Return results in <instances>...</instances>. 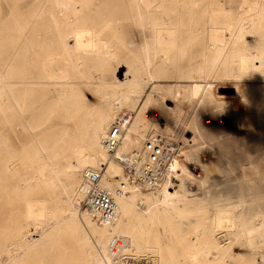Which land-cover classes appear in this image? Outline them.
I'll return each instance as SVG.
<instances>
[{
  "label": "bare ground",
  "instance_id": "6f19581e",
  "mask_svg": "<svg viewBox=\"0 0 264 264\" xmlns=\"http://www.w3.org/2000/svg\"><path fill=\"white\" fill-rule=\"evenodd\" d=\"M132 27L145 31L144 43L114 70L117 44ZM187 58L180 73L205 80L170 84L166 93L210 102L209 78L237 66L251 81L240 99L252 113L232 107L220 137L190 111L170 117L175 128L161 132L190 146L172 159V178L115 193L123 167L106 149L111 125L125 112L140 116L120 110L137 104L157 71ZM149 126L134 117L119 153L140 150ZM223 137L251 143L239 193L205 221L214 176L226 167L218 155L204 196L188 198L189 161L200 144ZM103 164L102 187L117 206L107 222L83 204L84 173ZM191 216L197 221L183 232L179 220ZM0 264H264V0H0Z\"/></svg>",
  "mask_w": 264,
  "mask_h": 264
},
{
  "label": "rangeland",
  "instance_id": "374dc122",
  "mask_svg": "<svg viewBox=\"0 0 264 264\" xmlns=\"http://www.w3.org/2000/svg\"><path fill=\"white\" fill-rule=\"evenodd\" d=\"M123 37H124L123 42L117 44L118 54L112 64V66L114 67V70L116 67L119 66V64H122V63L127 64V61L131 60L133 52H135L137 49H139L143 45L144 39H145V31H143L140 28L132 27L127 30V33H125ZM255 38H256L255 36H248L247 40H249L250 43L254 44ZM189 58L183 61L182 65L179 66L178 69L169 67L164 71H161V72L157 71L155 75L156 81L152 82L151 85L147 86L148 89H146V92L141 96L140 100H138L137 104L133 106L132 108L123 107L120 110V114L125 111H129V110H134V109L137 110L138 108L141 112L145 111L149 115L155 114L156 116H158L160 115V113L162 114L164 112L162 110L164 109L165 110L164 113L166 115L165 116L166 124L167 126H169V128L170 126H172V128L170 129H174L175 128V126H173L174 122L170 120V117L177 118L179 115L182 116L183 114H185V112L188 113L190 111L189 113H191L192 115L194 114L195 118H197L199 115V118L201 119V122H202L201 123L202 128H204L205 126L204 129H206L207 127L208 131L212 134V136L220 137V133L218 131L217 126L220 128L226 126L228 119H230L229 111L232 107L236 106L238 109L243 110L246 113H249V114L252 113V111L240 99L243 93L244 84L246 82L249 83L251 81L238 75L239 73L237 71L238 70L237 66L233 67V70L229 73H225V74L223 73L221 75L219 74L213 75L209 78V84L211 86V94H212V101L210 102H200V101H197L196 97H192L188 95H186L185 97L180 96L176 98L175 96L166 93L165 90L167 86H169L170 84L172 85V84L182 83V85L189 86L190 84H194L195 81L200 82L202 80H205L204 77H200V76L188 77L185 74L180 73V72H183V70L188 68V65L190 63ZM119 68L122 70V72H125L127 69L126 66H120ZM156 84H158L157 87L153 88L152 86ZM186 90H188V87H180V92L182 94L186 93ZM213 117L216 120V127H215V123L213 124ZM176 129L178 130V134L182 138L181 135H182L183 129L180 128L179 130V128L177 127ZM140 132H143V131L140 130ZM215 132H217V134ZM227 134L225 136H229L231 133H227ZM173 138L177 139L175 137ZM224 138L226 137H223L221 138V140H219V142H216L218 145L216 143L214 144V146L206 145L205 143L200 144L201 147L198 148L196 152H194V154L192 153L193 155L191 154L192 160L190 159L189 161L191 164L190 166L192 167L191 169L195 170L197 168L196 167L197 164L194 161L198 155H200L201 162H205L206 159H208V157H212V159L214 160L212 167H209L202 171V178L199 181L200 193L196 195H187L188 198H190L191 196L198 197V198L199 197L201 198L204 196L205 191L209 187L207 185L208 183L204 182L203 180L204 176L206 173H210L211 171L214 170L215 165L217 164V161H218V157H217L218 155L219 157L222 156L224 165L226 167V168L223 167V172L220 175L214 176V180H216L215 187H213V191L215 192L214 199L210 200V202L207 205V208L205 209L203 213L204 214L203 217L205 221L210 220L213 217L215 210L218 207H222L226 203L224 202L225 201L224 197H227L228 194L230 193L231 195H236L239 193V190H240L239 189V182H240L239 176H240V170H241V167L239 166H241V163L243 162V160H245L248 156L245 150L246 149L245 147L247 146L246 144L251 143L249 142L251 139L243 138V139H240V142L237 141L233 145H228V144L226 145L224 144L225 142L222 141ZM253 142L254 141H252V143ZM178 144L181 146L180 148L181 153L178 155L179 158L184 157L185 153L187 154L190 153L189 151L190 146L187 143H184L183 141H179ZM110 157L112 156L110 155ZM188 174L190 173L188 172ZM188 178H189V175H188ZM214 180L212 181V183L214 182ZM172 182L175 183L176 180L172 179ZM209 183H210V180H209ZM177 187L178 186H175L172 188H177ZM201 189L203 190L201 191ZM143 192H147V190H144ZM80 208L81 210H85L82 203L80 205ZM17 211L18 212L20 211L19 204L14 205V210L12 211L13 214L11 217L12 223H15L19 219L18 216L16 215L18 214ZM196 221H197L196 216L181 218L179 222H182L181 224L182 231L187 232L191 230L194 224L196 223ZM167 239L168 237H165L164 240L167 241ZM47 250H49V252L45 254L46 258H50V259L51 257L53 258V256L51 255L53 254L54 249H52L51 251L50 249H47ZM147 254H150V253L147 252ZM77 258L79 259L81 257H77Z\"/></svg>",
  "mask_w": 264,
  "mask_h": 264
},
{
  "label": "built area",
  "instance_id": "2783aa9c",
  "mask_svg": "<svg viewBox=\"0 0 264 264\" xmlns=\"http://www.w3.org/2000/svg\"><path fill=\"white\" fill-rule=\"evenodd\" d=\"M140 111V110H139ZM162 114L156 116L149 115L147 112L140 111V116L135 112H125L115 121L105 139L106 149L109 154L119 162L123 167V174L115 188V193L124 194L132 187H141L153 189L162 183L169 176V168L172 159L181 153L178 142L161 130L166 121ZM134 117L150 123L149 136L144 141L140 150L130 153H119L122 144L123 133L127 129ZM212 157H208L205 162L200 161V157L195 159L196 169L189 166V178L187 179L185 189L189 194L196 195L199 181L202 177V171L211 163ZM191 165V164H190ZM105 164L97 170H87L84 173L85 208L97 212L101 222L112 220L117 214L114 193L102 187L103 178H105Z\"/></svg>",
  "mask_w": 264,
  "mask_h": 264
}]
</instances>
